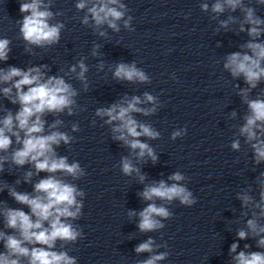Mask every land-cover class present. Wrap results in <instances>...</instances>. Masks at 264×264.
Wrapping results in <instances>:
<instances>
[{
  "label": "clouds",
  "instance_id": "clouds-1",
  "mask_svg": "<svg viewBox=\"0 0 264 264\" xmlns=\"http://www.w3.org/2000/svg\"><path fill=\"white\" fill-rule=\"evenodd\" d=\"M51 2L52 0H23L19 4L20 13L25 15L17 23L26 44L47 48L59 43L61 30L65 25L61 22L50 23L54 19V13L50 11ZM255 2L264 6V0ZM75 8L78 11L87 9L81 23L89 25L91 21L94 30L106 25L114 32H119L121 21L125 29L134 30L131 28L132 17L125 18L128 9L121 0H77ZM201 9L209 11V4H201ZM237 9L244 14L243 20L239 21V31H246L250 39L240 46L243 51L232 52L224 58L223 69L233 78L243 77L248 85L238 93L248 109L243 118L244 123L238 128V135L251 147L255 163L260 164L264 162V91L255 99H250L249 93L264 80V41H260L264 36V18L256 14L254 7L245 6L244 0H215L211 5V12L217 15L226 10L235 12ZM230 23H237V18L229 16L226 20L219 21L220 27L224 29H228ZM98 34L107 35L104 31H99ZM10 42L7 38H0V61L8 60ZM98 47H94L93 56L97 55ZM26 50L31 51L30 48ZM100 67L102 68L103 64ZM47 68V65L33 66L26 70L15 66L0 68V85H7L0 88V94L11 104L19 105L15 113L6 108L2 109L5 114L0 117V172H4L5 164L17 168L31 165L34 170L24 173V183H31L34 175L46 173L33 184L32 192L17 191L7 183L0 187V192L7 189L8 195L18 205L28 209L26 212L24 208H13L6 202H0L3 226L12 230V234L0 230V242L4 248V251L0 252V264H76V259L67 251L55 249L57 241L61 242L63 248L66 244L76 242L82 235V229L74 221L83 215L84 202L79 198L84 197L86 193L67 178L70 177L72 181L79 180L86 175V171L78 161L69 162L67 156L59 155L56 151L62 144L68 146L75 141L74 136L60 130L64 121L56 118L49 124L45 117L49 114L58 117L65 112L69 116L75 115L79 105L74 98L79 93L64 76L47 75ZM69 71L76 74L75 78L87 90L86 73L89 68L84 60L81 59L72 65ZM113 77L119 81L150 83L149 76L138 68L135 62L116 64ZM172 78L176 79L174 74ZM144 104L152 106L141 107ZM156 111L157 98L145 92L143 99L139 96H125L109 107L98 108L95 116L111 126L112 139L122 141L124 146L131 149V155L137 160L148 157L155 163L158 157L154 149L140 137L157 139L160 133L151 124L138 121L133 114L148 116ZM231 117L235 118L236 113L232 112ZM79 130V125L73 123L71 131ZM186 131V128L173 131L172 139L186 135ZM14 143L16 147H13ZM240 147L239 139L232 141V150L239 151ZM120 167L126 176L136 173L141 183L146 179L127 156L121 158ZM168 180L173 183L160 180L145 185L138 195L145 201L153 202L148 203L138 213L128 212L130 218L139 217L137 227L141 232L164 228L160 218L168 219L172 216L166 206H158L154 201L160 200L169 204L179 201L187 207L197 203L193 193L180 183L185 180L181 172L173 173ZM20 182L16 181L17 184ZM257 182L260 186L259 202L247 191L237 195L243 207L251 206L253 209L252 218L247 220L246 228L237 231V237L239 240H245L249 235L256 237L257 247L264 248V223H261V220H264V173H261ZM154 243V240L149 238L140 243L135 251L153 253ZM238 247L236 242L230 246V253H236L233 256L235 264H264V252L237 253ZM244 247L248 248L249 245L245 244ZM167 255V252L153 254L139 264H158Z\"/></svg>",
  "mask_w": 264,
  "mask_h": 264
}]
</instances>
